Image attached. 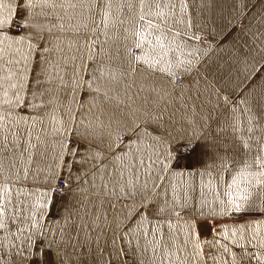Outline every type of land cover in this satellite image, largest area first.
I'll return each instance as SVG.
<instances>
[{
    "label": "snow or ice",
    "instance_id": "snow-or-ice-1",
    "mask_svg": "<svg viewBox=\"0 0 264 264\" xmlns=\"http://www.w3.org/2000/svg\"><path fill=\"white\" fill-rule=\"evenodd\" d=\"M228 6L232 15L218 30L195 23L187 0L119 5L133 13L127 49L133 72L143 66L161 73L173 91L180 87L181 100L193 89L197 98L201 91L215 94L210 109H193L187 126L170 129L163 112L87 125L75 121L70 104L67 120L58 115L60 93L69 86L62 45L67 40L71 50L76 43L63 33L87 29L80 17L71 22L76 9H86L89 20L98 9L105 29L116 23L112 0H0V264H94L90 245L95 239L102 251L104 233L94 237L99 217L87 220L74 207L84 192L101 204L104 197L133 201L121 204L128 211L110 240L115 264H126L122 253L144 264L149 249L152 264H187L164 239L165 224L169 240L179 238V230L171 232L172 217L182 225L192 264H264V30L251 23L264 28V0H229ZM245 20L239 32H250L251 43L238 32L228 60L207 62L202 51L210 45L203 42ZM95 43L86 40L85 47ZM83 70V64L73 69V99ZM181 76L187 84L177 85ZM84 84L92 88L91 79ZM206 189L214 193L211 201Z\"/></svg>",
    "mask_w": 264,
    "mask_h": 264
},
{
    "label": "crops",
    "instance_id": "crops-1",
    "mask_svg": "<svg viewBox=\"0 0 264 264\" xmlns=\"http://www.w3.org/2000/svg\"><path fill=\"white\" fill-rule=\"evenodd\" d=\"M128 0H112L113 7L111 9L112 18L116 23L110 24L107 29L101 24V17L98 9H93L91 19H88V11L76 9L72 19V23H77V17H80L81 23L87 24V29L81 27L79 32L69 31L63 33L64 36L71 38L76 43L69 50L67 40L64 41L63 47L65 49L64 55L69 57L66 65L67 74L65 79L68 81L69 86L65 88L61 93L62 103L58 109V115L62 116L65 120L68 119V112L66 106L71 105V110L75 115V121L77 123L83 122L84 125L90 122L95 123L97 121H103L107 124L110 120L115 123L116 121H131L134 117H141L142 113L146 111L156 112L157 114L163 112L164 122L171 129L173 127L180 128L187 126L188 119L192 116V110L199 113L201 109H210L212 105L216 103V97L213 93L209 98V93L201 91L199 97L193 89L191 92H185L183 100L179 99L181 95V89L179 86L173 89L169 85L167 79L159 72L153 74L147 71L143 66L133 72L129 68L127 49L131 47V27L129 20L133 15L126 7L119 8V5L126 4ZM138 3V0H133ZM189 4V12L195 23L207 24L210 28L215 25L217 29L224 24L226 17L232 15L229 8V0H187ZM212 4L213 7L208 5ZM203 5V7L201 6ZM71 11V10H69ZM63 15V13H61ZM123 20L124 23L120 24L119 20ZM241 23L247 25L249 22L237 21L236 30L230 34L215 36V39L208 40L206 43L210 45V48L206 51H202V56L207 62H222L228 60L231 55L229 44L237 38L240 30ZM254 28H260L257 21L251 22ZM98 29L93 33L92 29ZM129 29V31H125ZM246 31V29H245ZM125 36L128 39H125ZM239 38L251 43V33L245 35L243 32H239ZM95 40L96 43L91 48L85 47V41ZM147 47V46H146ZM135 51V49H133ZM55 56V53H53ZM75 55V61L70 59ZM89 55H94V60H89ZM175 56V54H173ZM63 64V61H62ZM84 66V70L80 72L82 77V87L75 94L73 99L72 89L70 87L72 72L75 68L79 70L81 66ZM135 67V65H133ZM239 68V66H236ZM123 73V75H118ZM242 75V73H240ZM193 75H195L193 73ZM180 83L187 84L188 80H185L183 76ZM92 80V88L89 89L84 81ZM204 82L201 81V87L203 89ZM219 87V85H216ZM99 87L100 91L96 92L95 88ZM164 89L167 93L162 100L160 97L164 95V92L160 90ZM120 94V95H119ZM226 94V93H225ZM191 96V99L188 96ZM233 97H230L232 99ZM219 114H223L224 108L217 110ZM174 122V123H173ZM107 132L105 131V137ZM4 163L7 165L8 161ZM19 166V165H18ZM35 167V165H33ZM187 177H185L186 179ZM230 179V177H226ZM199 178H197V181ZM215 183V182H214ZM221 192H223V186H221ZM171 196V193L169 194ZM198 195V193H197ZM214 193L207 191L206 196L211 201ZM104 202L101 204L100 199L92 194V192H84L77 197V203L74 207L85 216V219L91 220L92 217H99V227L92 230L95 237L97 232L103 231L104 235L100 239V249L96 248L95 239L91 243L92 248V261L94 264H105L106 261H110V240L114 232H116V225L119 217L122 214H126L128 209L121 208V204L131 205L132 200H120L113 197H104ZM136 203H139L137 200ZM114 205V206H113ZM107 213V223L105 224L104 213ZM173 229L172 234H176L179 230V238L177 241L169 240V229L167 224L164 225V239L169 245L175 244L179 249L173 248V251L179 256L181 260L190 257L183 248V231L182 225L177 224L176 218L172 217ZM230 223V222H229ZM118 236V232H117ZM203 237H201L202 239ZM205 238V237H204ZM203 238V239H204ZM211 239L209 235L207 237ZM83 239V236H81ZM75 241H73L74 243ZM135 238H133V251L139 253L140 249L135 248ZM143 243V241H141ZM189 250L191 245L188 246ZM209 251V250H208ZM71 253V248L69 249ZM126 264H133L132 254H121ZM157 255H160L158 250ZM152 252L149 249L148 253L143 257L144 264H152ZM176 260V256H173V261ZM192 263V261H191ZM111 264H115L114 260H111ZM167 264V260H165ZM210 264H212L210 260Z\"/></svg>",
    "mask_w": 264,
    "mask_h": 264
},
{
    "label": "rangeland",
    "instance_id": "rangeland-1",
    "mask_svg": "<svg viewBox=\"0 0 264 264\" xmlns=\"http://www.w3.org/2000/svg\"><path fill=\"white\" fill-rule=\"evenodd\" d=\"M229 222H230V221H229ZM208 236H209V235H207V237H208ZM210 236H211V235H210ZM202 237H203V236H202ZM203 238H204V237H203ZM203 238H202V239H203ZM208 250H209V249L207 248V246H205V257H206V258H207L208 253H209ZM191 261H193V257L190 256V257L188 258V263H189V264H192ZM207 264H210V260H207Z\"/></svg>",
    "mask_w": 264,
    "mask_h": 264
},
{
    "label": "built area",
    "instance_id": "built-area-1",
    "mask_svg": "<svg viewBox=\"0 0 264 264\" xmlns=\"http://www.w3.org/2000/svg\"><path fill=\"white\" fill-rule=\"evenodd\" d=\"M182 78H179V80H177V83L181 82Z\"/></svg>",
    "mask_w": 264,
    "mask_h": 264
},
{
    "label": "bare ground",
    "instance_id": "bare-ground-1",
    "mask_svg": "<svg viewBox=\"0 0 264 264\" xmlns=\"http://www.w3.org/2000/svg\"><path fill=\"white\" fill-rule=\"evenodd\" d=\"M180 83V82H179ZM120 95V94H119Z\"/></svg>",
    "mask_w": 264,
    "mask_h": 264
}]
</instances>
